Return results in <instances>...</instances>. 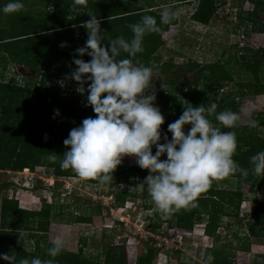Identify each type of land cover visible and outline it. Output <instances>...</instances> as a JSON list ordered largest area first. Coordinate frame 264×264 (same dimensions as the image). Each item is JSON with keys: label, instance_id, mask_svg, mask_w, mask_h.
<instances>
[{"label": "trees", "instance_id": "16d2710c", "mask_svg": "<svg viewBox=\"0 0 264 264\" xmlns=\"http://www.w3.org/2000/svg\"><path fill=\"white\" fill-rule=\"evenodd\" d=\"M139 1L144 2V6L139 7L137 5ZM243 1L249 2L252 9L238 15L240 22H245V26L250 25L252 31L263 33L264 23L258 20V15L264 13V0ZM7 2L8 0H0V7ZM22 2L24 8L17 12L11 14L0 12V71L11 63L17 65L20 70L28 69L34 72V75L23 77L26 82L24 87L15 83L14 78L5 82L0 75V171L19 172L23 169L32 171L36 166H45L52 169L55 178H80L72 169L60 167L63 153L67 150L63 141L72 128L79 126L84 118L94 117L95 113L90 106H86V98L76 94L77 82L73 83L68 94L60 95L52 88L50 80L71 76L75 68L72 63L74 57L90 60L89 56L79 57L76 53V49L83 47L87 40V32L81 26L82 23L90 19L89 14L95 15L101 21L102 43L107 46L117 37L130 39L133 34L129 26L139 22L143 15L154 16L161 31L146 34L143 39V51L131 59L134 64L150 66L153 71L163 75L172 68H184L183 65L176 66L171 62H162L154 58L157 50L164 44L161 39L162 32L175 24L177 19L168 24H160V12L153 11V6H149L147 0H22ZM217 5L215 0H198L191 19L202 25L208 24L217 11ZM49 6L52 7L51 11ZM62 43L66 44L63 48L60 46ZM241 51L243 53H240L237 64L249 71L253 79L247 83H236L237 89L234 92L223 90V82L232 81L231 75L223 66L213 63L198 65L188 62V69L197 68V70L192 79L184 78L181 82L168 74L153 79L152 84L156 94L154 103L159 106L164 116V123L161 125V143L164 142L165 134L171 139L167 126L179 118L187 102L193 106L204 104L207 107L214 101L217 104L216 112L226 109L237 112L240 98L246 95L264 96V79L259 77V71L264 70V49L252 51L243 47ZM126 57L127 53L121 52L118 58ZM35 80L37 81L34 82ZM162 83L165 85L164 89L161 88ZM150 93L151 89L145 94ZM206 115L213 124H218L221 131L235 132L237 147L233 159L240 167L248 169L247 176L236 173L222 178L238 179L253 191L261 175L253 173L250 157L264 150V137L257 130L264 124V120L262 117L255 119L258 122L255 127L242 126L237 122L234 128L225 129L215 120V113L210 115L206 113ZM189 128L190 125H186L185 131L187 132ZM152 151L153 154L156 151L154 146ZM55 154L58 155L57 159L50 161L48 156ZM161 159H166V155ZM146 172L148 170L141 169L138 165H118L113 172V180L109 182V187L134 179L136 175L144 176ZM89 181L98 183L96 180L89 179ZM12 185V182L7 181L1 188L7 190ZM106 194L114 196L118 206L123 205L124 194L111 190ZM241 198L242 194L238 190L216 188L215 178H212L208 187L198 193L187 206L170 212L174 220L168 218L167 221L179 229L189 230L193 227L195 217L204 215L206 217L204 232L212 237L222 225L223 216L238 215ZM158 212H155L156 216L159 215ZM18 213L38 216L39 219L33 226L37 231L46 230L50 218L49 206L45 205L41 210L31 212L19 208L15 199L4 198L0 201V216L3 219L7 214L14 216ZM249 217L247 234L264 238V204L256 202ZM82 218L77 219L83 222L89 220ZM4 226L2 224L0 229V254L1 249L13 251L12 246L2 245L7 239ZM234 238L238 242L245 240L244 243L241 242V247L237 251H250L247 238L238 236ZM38 245L39 242L36 241L35 248ZM144 245L147 246L148 242ZM109 248L111 247L106 248L103 263L82 260L76 255L62 251L55 259L64 260L69 264H105L106 262L116 264L115 256L111 254ZM153 252L152 248H147L139 257L137 264H148ZM209 254L214 258L209 264H230L229 255L224 247L207 248L204 250L201 262L191 260L189 264H205ZM28 255L32 256L33 253ZM28 255L24 257L28 258ZM0 264L6 262L0 259Z\"/></svg>", "mask_w": 264, "mask_h": 264}, {"label": "rangeland", "instance_id": "374dc122", "mask_svg": "<svg viewBox=\"0 0 264 264\" xmlns=\"http://www.w3.org/2000/svg\"><path fill=\"white\" fill-rule=\"evenodd\" d=\"M147 2L149 6H153V11L161 12L165 8L179 10L176 23L162 32L161 39L164 44L157 50L154 58L184 67L172 68L163 75L153 71L152 79L166 74L171 78H177L178 82L184 78L192 79L197 68L188 69V62L223 66L232 78V81L223 82L224 91L234 92L237 89L236 83H247L253 79L249 71L237 64L243 47L252 51L264 49V32L250 30L251 26H245V22H240L238 18L240 13L252 9L249 2L215 0L218 4L217 11L206 25L191 19L198 0H147ZM137 5L142 7L144 2L139 1ZM49 9L51 11L52 7L49 6ZM258 20L264 23V13L258 15ZM0 75L5 82L14 78L15 83L24 87L26 82L23 77L33 76L34 72L28 69L20 70L17 65L10 63L0 71ZM259 77L264 79V70L259 71ZM50 82L52 88L60 95L68 94L75 83L71 76L51 79ZM78 86L75 85L76 89ZM84 87L87 89V84ZM76 94L86 98L87 91L84 94L76 91ZM236 113L240 116L238 124L242 126L249 125V120L259 117L264 120V96L258 94L240 98V106ZM257 123L256 121V125ZM213 125L218 127V124ZM257 130L264 137V124ZM120 165L137 166L135 158L130 156L123 157ZM32 173L33 176H30L29 172L19 174L0 171V201L4 198L15 199L19 208L31 212H37L45 205L49 206L50 218L44 232L37 231L33 226L39 219L36 215L7 214L4 219L0 216V229L3 224L7 231L5 232L7 239L2 245L13 248L12 252L1 249V254L13 255L17 261L25 258L24 255L33 253L32 256L28 255L29 259L39 257L42 260L51 259L53 264H69L48 256L47 250L52 246V239L59 235L64 240L62 252L95 263L104 262L108 247L112 248H109V251L115 256L116 264H137L139 257L147 248L154 250L148 264H189L191 260L201 262L207 248L224 247L229 255L230 264H240L246 257L253 259L256 255L249 256L237 251L245 240L238 242L234 236L247 238L250 247L251 244L264 239L247 234L251 210L256 202L264 204V176L259 178L253 191L238 179L215 178L216 188L238 190L242 198L238 215L223 216L222 225L211 237L204 232L206 220L204 215L195 217L193 227L189 230H180L170 225L167 219L174 220L170 212L167 215L160 212L158 216L155 215L157 210L147 192V185L145 184L143 188L138 187L148 172L144 176L136 175L134 179L111 187L109 182L93 183L78 177L55 178L52 169L45 166H36ZM7 181L12 182L14 186L3 190L1 186ZM48 181L49 183L52 181L51 186L48 185ZM108 190L128 195L124 196L122 206H118L114 196L106 194ZM78 217L89 220L83 222L77 219ZM36 241L39 242L37 248ZM146 242L147 246L144 245Z\"/></svg>", "mask_w": 264, "mask_h": 264}, {"label": "clouds", "instance_id": "9594fccd", "mask_svg": "<svg viewBox=\"0 0 264 264\" xmlns=\"http://www.w3.org/2000/svg\"><path fill=\"white\" fill-rule=\"evenodd\" d=\"M23 8L22 0H8L0 12L11 14ZM178 15L179 10L165 8L160 12V24H168ZM88 16L90 19L81 25L87 32V40L76 53L79 57L87 55L90 60L74 57L71 79L79 85L77 92L87 91L86 106L92 108L95 116L84 118L69 131L63 141L67 150L60 167L72 169L82 179L105 183L113 180V172L123 157H134L136 164L149 173L138 187L147 185L156 210L164 215L187 206L208 187L212 178L236 173L247 176L248 169L233 159L237 147L235 132L221 131L206 113H215V120L225 129L234 128L240 116L230 109L216 112L214 101L207 107L186 101L179 118L167 126L171 139L165 134L161 143L164 116L154 103L153 68L134 64L131 59L143 51L146 34L161 31L156 18L143 15L139 22L129 26L133 34L130 39L117 37L105 46L101 21L95 15ZM121 52L127 53V57L118 58ZM164 87L162 83L161 88ZM150 89L151 93L145 94ZM186 125H190L187 132ZM255 125V120H249L250 127ZM165 155L166 159H161ZM57 156L49 155L48 159L55 161ZM250 161L253 173L264 176V150L252 155ZM63 246V238L57 235L47 250L48 256H58ZM0 259L6 264H53V260L39 257L17 261L6 253L0 254ZM213 259L209 254L205 264Z\"/></svg>", "mask_w": 264, "mask_h": 264}, {"label": "crops", "instance_id": "0c3cea01", "mask_svg": "<svg viewBox=\"0 0 264 264\" xmlns=\"http://www.w3.org/2000/svg\"><path fill=\"white\" fill-rule=\"evenodd\" d=\"M242 253H245L249 256L251 254H255L256 256L253 259L246 257V259L242 260L240 264H264V239L259 243L251 244L249 252Z\"/></svg>", "mask_w": 264, "mask_h": 264}, {"label": "built area", "instance_id": "2783aa9c", "mask_svg": "<svg viewBox=\"0 0 264 264\" xmlns=\"http://www.w3.org/2000/svg\"><path fill=\"white\" fill-rule=\"evenodd\" d=\"M24 172H29V175L30 176H33V173H32V171L30 172V170L29 169H23V171L22 172H20L19 171V174H23ZM41 179V178H40ZM39 180V179H38ZM43 180V179H42ZM44 182V181H43ZM48 185L49 186H51L52 185V181L49 183V181H48ZM171 229H173V228H171ZM158 245V244H157Z\"/></svg>", "mask_w": 264, "mask_h": 264}]
</instances>
